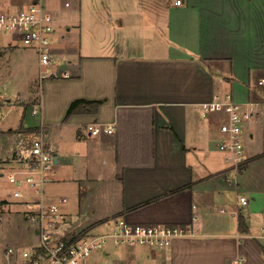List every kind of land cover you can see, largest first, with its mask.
Instances as JSON below:
<instances>
[{"label": "crops", "instance_id": "1", "mask_svg": "<svg viewBox=\"0 0 264 264\" xmlns=\"http://www.w3.org/2000/svg\"><path fill=\"white\" fill-rule=\"evenodd\" d=\"M35 1L19 0L13 8ZM44 3L61 30L56 53L68 77L51 78L61 83L46 86L42 108L32 93L41 83L34 50L20 47L34 58L18 48L10 51L19 76L9 72L5 78L0 67V114L24 112L18 125L0 123V140L9 139L7 150H0V204L18 206L13 188L3 197L1 185L22 166L21 155L12 161L16 142L22 138L29 151L42 123L46 134L48 127L60 131L49 146L57 160L53 184L76 190L46 194L68 200L64 212L74 230L98 229L121 217L196 233L159 252H119L114 264H231L238 258L264 264V241L258 239L264 226V158L250 161L264 153L257 143L264 130L243 128L249 163L234 170L217 148L227 118L202 107L228 93L238 102L264 98L258 84L264 81V0ZM6 47L15 46L0 40V48ZM80 100L101 104L95 112L78 109L65 121ZM41 108L40 123L28 126L26 117ZM253 121L264 122V111ZM93 124L113 125L114 133L90 136L87 127ZM75 215L81 220L76 227ZM9 217L12 241L0 248V264H21L19 251L33 240L19 235L22 214H0V223ZM240 219L246 233L239 230Z\"/></svg>", "mask_w": 264, "mask_h": 264}, {"label": "built area", "instance_id": "2", "mask_svg": "<svg viewBox=\"0 0 264 264\" xmlns=\"http://www.w3.org/2000/svg\"><path fill=\"white\" fill-rule=\"evenodd\" d=\"M44 1L36 0L27 6L0 13V33L11 36L10 46L36 52L40 81L68 77L66 72L60 71L61 60L56 53L55 39L57 27ZM183 2L174 0L175 6H181ZM70 6V2L64 3L65 8ZM258 84L264 86V81ZM202 107L205 113L227 118L219 127L221 140L217 148L229 167L239 170L248 160L243 126L261 116L264 98L238 102L228 93L215 96L212 102ZM37 114L38 111L33 109L31 115L36 117ZM0 119H3L1 114ZM38 129L22 166L8 174L12 197L23 209V220L33 229V241L19 251L21 264H103L115 249H119L120 254L133 256L137 251L167 250L177 240L196 237L191 228L131 224L121 217L104 222L98 229L74 230L64 212L68 200L65 197L52 199L46 194V186L55 181L56 156L45 141L44 125L41 123ZM114 130L113 125L87 127L88 134L94 137L112 135ZM241 204H246L245 199H241ZM258 239L264 241V226ZM8 252L13 254L14 250ZM243 261L238 258L231 264H242Z\"/></svg>", "mask_w": 264, "mask_h": 264}, {"label": "rangeland", "instance_id": "3", "mask_svg": "<svg viewBox=\"0 0 264 264\" xmlns=\"http://www.w3.org/2000/svg\"><path fill=\"white\" fill-rule=\"evenodd\" d=\"M17 3H19V0H0V13H3L5 11L7 12L11 9H17V8H13V7H16ZM60 34H61V30L58 29L57 34L55 36V39L58 43V47L60 45ZM10 39H11V36L8 33H0V40L4 44H6L8 41H10ZM16 48H18L17 49L18 52H20V53L25 52V55H29L31 58H34V56H35L34 55L35 53L33 51L20 49L19 46L14 47V48L13 47L0 48V67L4 68L1 70V72L4 73L5 78L7 77L9 72H10L11 76H14V75H15V77H16V75L19 76V70H18V67L16 65V63H17L16 58L8 56L10 54V51H12L13 49H16ZM19 58H21V56ZM35 67H34V61H33L32 70H33V68L35 69ZM60 83H61V81L57 80V79H54V80L48 79V80L41 81L40 84L37 83L35 91L32 92L34 94L35 101L38 103L37 105L39 106L41 104L42 108H44L43 104L46 101V86L52 85V84H58L59 85ZM42 108H41V112L36 117H30V116L28 118L26 117V121L28 122L27 123L28 126H34V125H36V124L38 125L40 123V120L43 117V113H44V110ZM39 111H40V108H39ZM23 113H24L23 109H21V108H19L17 110H13V111L8 112V113H6V111H1V114L5 116V119H3V120L0 119V123L2 124V122L13 121V125H18L17 121L22 119ZM257 121H258V119H257ZM244 125H245V127L243 126V128L245 131H248L252 126H255V128L260 132H263V130H264V122H262V121H258L257 123H255L254 121L253 122L251 121V122L245 123ZM58 133H60V131L55 132V134H58ZM55 134H54V129H51L48 127V133L46 134L45 141L47 142V144L50 147H52L51 142H52V138ZM36 135L37 134H35V136ZM25 137H27V136H25ZM7 140H9V139H1L0 140V150L2 148L7 150V148L9 147V143L6 142ZM257 143H259L260 145H262L264 147V136H262V138H260ZM15 147L18 148L19 151H15L13 153L12 161L19 158L20 155L22 158L26 159L28 156V148H27L26 142H24V140L22 138H19V140L16 142ZM104 170L106 171L107 169H104ZM104 170H103V172H104ZM7 177H8V175L4 179V182H3L4 184L1 185L2 190H3L2 191L3 197L6 194L11 193V187L12 186L11 185L9 186V184L7 182ZM62 188L63 187H59V185L57 183H55V184L50 183L46 186V191L48 194H52V195L55 192H60V189H61V192H64L66 190V192L68 194L72 193V191L73 192L76 191L75 188H72V187H69L68 189H65V190H63ZM68 190H70V191H68ZM2 204L3 203L0 204V214H16V215L19 214L20 215L23 213V209H22V207H20L19 204H18V206L17 205H14V206L9 205V206H7L8 208H6L5 206H2ZM2 209H4V211H1ZM19 218H20V221H18L17 224H18L19 235H21V239L25 237L24 235H26L25 239L28 237L27 240L32 241L33 240V235H32L33 229L23 220L22 217H19ZM1 219L3 220V218H1ZM9 219H10V217L6 218L4 221H2L0 223V248H6V246L9 245V241H12L11 240L12 230H11V228L9 229L5 225V222L9 221ZM71 219H72V222L74 224L73 226L76 227V225L78 226V223L80 224L79 221H81V220H79L78 216L75 215ZM11 227L13 228L12 225H11ZM27 240L24 242L27 243L28 242ZM118 250L119 249L113 250L111 258L105 260V262H102V261L101 262L103 264H112V262H114V260L118 259V257H119V251Z\"/></svg>", "mask_w": 264, "mask_h": 264}, {"label": "trees", "instance_id": "4", "mask_svg": "<svg viewBox=\"0 0 264 264\" xmlns=\"http://www.w3.org/2000/svg\"><path fill=\"white\" fill-rule=\"evenodd\" d=\"M100 104H101V102H87V101H83V100L76 101L70 106L64 120L67 121L78 109H83L86 111L88 109H91L92 112H95V110H97V108L100 106ZM262 158H264V153L262 155H259L255 158H253L250 161L258 160V159H262ZM248 163H249V161H247L243 166H241L240 170L245 169ZM239 230L241 233H246V227H245V224L242 221V219L239 220Z\"/></svg>", "mask_w": 264, "mask_h": 264}, {"label": "water", "instance_id": "5", "mask_svg": "<svg viewBox=\"0 0 264 264\" xmlns=\"http://www.w3.org/2000/svg\"><path fill=\"white\" fill-rule=\"evenodd\" d=\"M54 162H55V164L57 163L56 157H55V159H54Z\"/></svg>", "mask_w": 264, "mask_h": 264}]
</instances>
